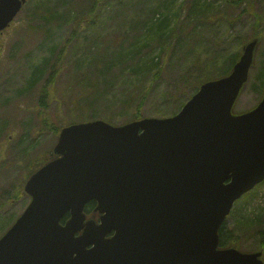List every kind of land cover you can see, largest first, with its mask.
Instances as JSON below:
<instances>
[{
    "label": "water",
    "instance_id": "1",
    "mask_svg": "<svg viewBox=\"0 0 264 264\" xmlns=\"http://www.w3.org/2000/svg\"><path fill=\"white\" fill-rule=\"evenodd\" d=\"M25 3L0 0V31ZM259 42L173 116L63 127L56 157L26 181L31 200L0 237V264H264L263 251L220 247L219 235L235 202L264 181V94L234 111ZM91 201L99 220L84 211Z\"/></svg>",
    "mask_w": 264,
    "mask_h": 264
},
{
    "label": "rangeland",
    "instance_id": "2",
    "mask_svg": "<svg viewBox=\"0 0 264 264\" xmlns=\"http://www.w3.org/2000/svg\"><path fill=\"white\" fill-rule=\"evenodd\" d=\"M95 1L89 22L79 21ZM203 3L215 14H199ZM166 16L168 35L146 36ZM137 32L145 37L133 48L139 54L117 61L123 40L131 47ZM254 38L260 42L236 111L263 96L264 0H27L0 33V237L30 202L24 184L56 145V128L95 118L123 123L140 102L141 116L174 115L202 82L226 75L224 58ZM152 57L159 65L135 76L133 67ZM226 227L242 250L261 249L264 182L237 201Z\"/></svg>",
    "mask_w": 264,
    "mask_h": 264
},
{
    "label": "trees",
    "instance_id": "3",
    "mask_svg": "<svg viewBox=\"0 0 264 264\" xmlns=\"http://www.w3.org/2000/svg\"><path fill=\"white\" fill-rule=\"evenodd\" d=\"M210 6H213V5H211L209 3L199 4L198 7H197V11L199 12V14L205 15L207 18H209V17H211V15H214L215 14L214 8L213 9H208ZM96 7H97V1L92 2L91 6L89 7V9L87 8V11L86 12H82V13L79 14L80 18H78V20L79 21H83V22H89V19L88 18L91 17V16H93V14L95 13ZM43 8H46V6H43ZM169 22H170V19H168L167 16H166L165 18L162 19L161 23L157 26L158 32L155 33L153 31V29H151L149 27V29H148L149 31L146 32L147 33L146 36L149 35L150 36L149 38H154V36H157V37H160V38L166 37L168 35L166 31L168 30L167 27L169 26ZM142 24L140 25V22H137L136 23V27L137 28H139V27L142 28ZM199 24L200 23H198V20L196 19V25L198 26ZM144 39H145L144 33L142 35H139L138 32H137L130 39L129 45H131V47H126V48H125V39H124L123 40V47H124V49L123 48H119L117 54H115V55H117V58H116L117 61H123V60H125L124 59V53H128L127 55H131V56H133V54H135V53L136 54H139V51L134 50L133 48H138V45H140L141 42L144 43ZM125 51H127V52H125ZM240 54H241V52H239V51L236 54H232V53L231 54H228L229 56L224 58V61L225 62H223V65H227L231 69L232 66H233V64L237 60V58L240 56ZM134 58H135V56H134ZM141 63H142V66L139 65V64H137V65H135V67H133L134 70H135V72H134L135 73V76L138 75L139 73H144V68H147V70H149V69H152L154 66H158L159 65L158 62L155 61V57H152V59L150 58L148 60H142ZM124 64H126V63H124ZM230 69H229V71H230ZM160 70L161 69L158 70V73H160ZM185 81H187V80H185ZM195 91H197V89ZM47 92H48V90H46V88H44L43 89V97L46 96ZM174 97L178 98L179 95H176ZM130 100H131V105H132V103L135 101V99L134 98L129 99L127 101V103ZM183 103L182 102L179 103L180 105H178V109H180L183 106ZM141 104L142 103L140 102L136 114L133 115L134 117H132L131 119H127L126 121H129V120H132V119H139L140 117H142L141 114L139 113V108H140V105ZM91 116L94 117L93 115H90V117ZM131 116H132V114H131ZM60 129L61 128H56L55 131H56L57 135L59 134ZM95 207H96V202L95 201L90 202L86 206V209H85L86 213L88 215L93 214ZM219 235H220V246H222V247L232 246V245H237L238 244L236 242H237V240H238L239 237H237L231 231H228L227 230L226 222H224L223 225L221 226V228L219 230ZM260 248H261L260 250H263L264 249V230L261 233Z\"/></svg>",
    "mask_w": 264,
    "mask_h": 264
}]
</instances>
